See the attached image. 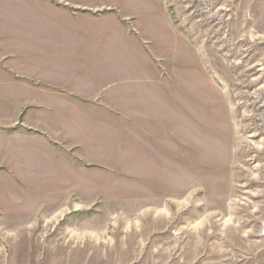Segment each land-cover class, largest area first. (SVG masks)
I'll use <instances>...</instances> for the list:
<instances>
[{"label": "rangeland", "instance_id": "374dc122", "mask_svg": "<svg viewBox=\"0 0 264 264\" xmlns=\"http://www.w3.org/2000/svg\"><path fill=\"white\" fill-rule=\"evenodd\" d=\"M0 264H264V0H0Z\"/></svg>", "mask_w": 264, "mask_h": 264}]
</instances>
